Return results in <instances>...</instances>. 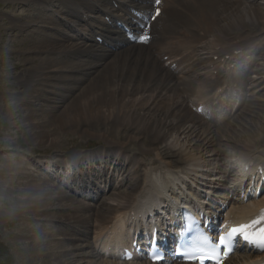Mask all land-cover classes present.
Returning a JSON list of instances; mask_svg holds the SVG:
<instances>
[{
  "label": "bare ground",
  "instance_id": "bare-ground-1",
  "mask_svg": "<svg viewBox=\"0 0 264 264\" xmlns=\"http://www.w3.org/2000/svg\"><path fill=\"white\" fill-rule=\"evenodd\" d=\"M20 1L25 4L23 0ZM105 1L25 0L29 3L35 2L37 5L31 3V7H39L42 10L31 15L32 19L34 18L32 21L16 25L17 29L23 28L27 31L22 47V53H26V57H22L20 61L23 65L26 62L31 63L25 67L24 77L22 76L21 86L26 90L20 98L30 107V111L24 115L25 119L31 120L35 116L47 117V121L51 123L63 115L62 125L87 124L105 129L101 135L107 143L106 147H101L103 150L100 152V149L99 153L80 158L76 156L78 166H84L83 161L89 160L91 168L95 164L100 168L102 163L105 164L112 158L117 164L138 166L139 170L135 172L137 175L125 180L126 190L113 192L109 197L102 199L96 209L81 201L66 203L68 195L60 191L59 184H51V180L45 178H33L25 184L23 193L27 194V197L24 202L34 203L33 211L37 217L49 223L51 229L53 223H56V217L67 214L69 210L73 211L71 217L62 216L64 221L59 223L58 227L63 229L64 233L57 231L58 234L71 240L67 236L68 231L80 227L84 233V237L80 239L83 240L90 230L93 233V246L100 245L104 251L102 256L107 254L106 258H110L100 264H151L138 260L120 263L118 254L114 252L116 246L128 244L131 240V230L133 233L136 230L132 225L135 219L130 212L136 210L141 203L152 201L149 203L154 204L162 198H165L162 207H169L171 199L176 202L179 198L185 201H193V198L198 200L190 189L185 193L180 184L193 187L195 179L189 181L191 171L195 177H204L207 174L203 172L214 171L206 168L211 163L204 153L212 152L215 159H219L221 154V147L211 151L204 148L205 152L201 154V143L194 148L188 143H167L173 132L178 133L179 139L181 134L190 137L201 129L202 134H205L201 141L210 136V142L213 141L212 138L224 140L226 143L223 145L236 150V154L229 157L234 159L225 161L224 167H220L224 175L229 176L236 169L238 176L228 188V192L226 191L231 194L233 202H227L225 205L224 221L250 218L264 210V192L259 197L250 196L247 201L244 200L251 179L258 177L253 175L264 171V97L253 95L260 84L251 89L250 98H245L250 104L245 107V113L256 115L259 123H256V131L243 134L244 137L247 135L243 141L236 140L240 135L232 127L241 123L243 116L225 122L226 115H222L219 125L213 127L206 123L203 114H197L199 106L206 114L216 100L207 97L208 90H213L215 96L222 89L224 83H221V80L226 73L220 71V66L226 55L231 56L232 63L244 55H235L234 51L243 49L244 52L250 49V52H253L259 49L262 51L260 56L264 59V47L260 48L261 42L264 41V0H162L159 7H163V11L154 23L149 24V33L142 32L147 23L136 19L132 12H141L144 16L145 11L152 10L153 0H108L116 2V8L105 5ZM49 2H53V5ZM46 5L56 7H50L53 14L44 12ZM59 11L71 16L63 19L66 20L64 25L70 28L74 35H69L58 26L54 14L60 13ZM104 17L109 18V23L104 21ZM120 24L132 30L135 37L151 34V38L149 41L138 43L127 39L125 31L119 27ZM85 25L88 27L83 30ZM39 26L49 31L40 30ZM79 31H92V36L84 39L79 35ZM96 36L101 38V43L97 42ZM253 44L255 45L252 49L250 45ZM28 53L44 56L28 57ZM214 71L217 73L214 74ZM245 80L246 75H241L239 82ZM258 80L264 83V77L261 76ZM84 84L86 85L81 89ZM39 85L42 87L37 88ZM79 89L80 91L75 93ZM260 90L263 92L264 88ZM146 93L150 94L147 98ZM74 94V101L71 100L65 105V100ZM188 101H194L192 106L196 107L195 113L184 106V102ZM256 104L260 107L257 108ZM37 108H41L40 115L35 112ZM32 124L36 126V123ZM39 130L40 135L45 132L41 128ZM113 130H117L116 135L109 134ZM192 140L191 138L186 142ZM134 142H141L143 146L135 149L132 147ZM112 153H117V156L114 158ZM150 154H153L155 159H142ZM137 155L142 156L141 159ZM73 157L75 155H68L65 160H74ZM154 161L157 164L152 166ZM58 162L63 161L60 159ZM175 165L181 166V170H174L172 166ZM225 166H229V169ZM22 169L20 168L21 173L16 172L15 175H21ZM61 175L63 177L64 173ZM58 180L63 182L61 176ZM112 188L115 186L112 185ZM206 195L204 193V196ZM86 198H97V195L87 194ZM61 202L62 205L59 206L58 203ZM46 206L50 207L45 208ZM76 212L79 213L75 214ZM36 230L38 228L35 227L29 229ZM42 245L47 244L38 241L31 246L34 253L31 248L25 251H31L38 258L42 255L39 252ZM65 254L74 253L67 246L58 249L47 245L43 254L44 264H51L52 261L63 264ZM87 254L92 255L91 252ZM234 254L235 256L231 255L225 264H258L264 261V252ZM70 260H73V257H70ZM85 264L95 263L86 261Z\"/></svg>",
  "mask_w": 264,
  "mask_h": 264
},
{
  "label": "rangeland",
  "instance_id": "rangeland-1",
  "mask_svg": "<svg viewBox=\"0 0 264 264\" xmlns=\"http://www.w3.org/2000/svg\"><path fill=\"white\" fill-rule=\"evenodd\" d=\"M23 2L25 4H22L20 0H0V264H44L45 257L43 256V254L46 252L47 245L51 247H57L58 249L59 247L67 246L72 250V253L74 254H65L63 258V260L65 259V261L63 264H85L86 261L100 264L102 263V261L110 259L102 257L98 253L100 252L99 250H101L99 247H97V249L92 247V233L88 234V241H86V238L83 239L84 241L77 239L81 237V235H78L79 231L77 230H73L71 234H69L70 230L68 231L67 236L70 235L69 238H71V240L66 239L65 235L58 234L57 231L63 232V229H60L58 227V224L64 221V218H62V216L69 215L68 217H71V215L74 214L73 211L69 210L66 212L67 214L58 216L60 218L56 217V223H53L54 225L51 226L53 229H51L49 227V223L44 221L39 216L37 217L36 213L33 211L35 209V204L24 202L25 198L27 197V194L25 195L23 193L24 189L26 188L25 184L31 181L33 178L49 179L51 180V184H56L54 175H59V173L62 172V169L56 165H53L55 161L60 158L63 159L66 157V155L68 156L71 154L88 155L93 150H100L101 147H106L107 143L103 140V136L101 135L102 131L105 130L103 127H95L87 124L85 126H80L77 124L62 125L61 122L63 121V115H61L60 118L54 121L52 120L53 122L51 121V123L47 121V117L39 118L40 116H35V118L31 120L24 118V115L26 116L30 111V107H27L25 101L21 100L20 98L23 96L24 91L26 90L23 86H21V81L22 76L24 77L25 67L30 66L31 63L26 62L23 65V63H21L20 61L22 57H26V53H22V47H24L23 37L24 34L27 33V31H24L23 28L21 30L17 29L16 25L24 24V22L27 21H32L34 18L32 19L31 15L34 13H39L42 9H40L39 7H37V9L34 6L31 7V3L32 5H37L35 2L29 3L25 2V0H23ZM49 3L50 5H53L51 4L53 2ZM50 7L51 6L46 5V9L44 10L46 14L47 12L48 14H50V12L52 13L51 9L56 8L51 7L50 9ZM59 12L60 13H56L57 15H55V18L57 20L61 18L62 20L66 19L64 17H71L68 13H65L63 11ZM39 28L40 30H48L40 26ZM87 36L91 37L92 35L87 33ZM261 46H264V41L262 42ZM259 52L257 55L256 51L253 54H250V56L246 55L241 59V61H239V64L241 65H246L248 62V66L250 65L249 71L247 72L248 75H246V80L244 82H240L242 84H240L241 87L239 86L238 79V75L240 76V71L231 69V66L223 64L221 65L224 73H226V77H224L222 81H224V79H228V82L226 81L227 83H225L226 85H224L223 87V92H225L223 98L229 105L233 104V110L231 113L228 112V108H230V106L227 108L226 113L228 115L226 119H228L229 121H233L238 116H243L241 123L232 126L233 130H235V132L240 135L239 137H236V140L240 141L245 140V137H247V135H245L244 137L243 134H245L246 132L251 133L250 131L252 130L256 131V123H259L258 120H256V115L251 116L248 112L245 113L244 111L245 107L247 105H250L248 102H246L250 96L249 93H251L250 91H248V89L251 90L254 85L260 84L257 90L254 91V96L261 97L263 95L262 97H264V91L256 94L258 89L264 88V83H261L262 80H258L259 77H264V59L260 56L262 51L260 53ZM31 55L36 58L44 56V54L37 55L34 53H28L27 56L31 57ZM234 63H237V61L233 62L232 64L234 65ZM234 72H237L238 75ZM229 74L233 75L230 76ZM231 80L233 82H230ZM85 85L86 84L81 86V89ZM40 87L42 86L39 85V87L37 88ZM79 91L80 89L75 93H78ZM213 92H209V96L213 95ZM148 94L149 93H146V98L150 96V94ZM184 96H186L185 93ZM74 97L75 94L65 100V105L73 100ZM189 97L192 98L191 96ZM192 102L194 101L184 102V106L189 111L194 113L195 106H192ZM256 107L259 108L260 106L256 104ZM39 109L35 111L38 114L39 112H41ZM62 109L60 110L62 111ZM192 115L194 116V114ZM207 117L211 119L208 120L207 118L206 123H209L213 127H216V125H218L215 118L216 114L209 113ZM44 119L47 121V123ZM38 120H40V122ZM32 122L36 123V126H34ZM54 122L55 124H53ZM99 123L101 122L99 121ZM40 128L43 131L45 130V132L42 134L43 137L42 135H40L41 133H39ZM113 131L109 134L114 133V135H116L117 130ZM172 134V138L167 143H171L174 141H176L180 145H186V143H188L193 148L197 144L201 143V154L205 152V150H203L204 148L207 149V151H211L212 149L217 150L218 147H221V154L219 155V159L218 157L217 159H215V157L212 156V152H206L203 154L207 158V160L210 161L209 163H211V165L207 166L206 168L214 170L211 171V173H203L207 174L205 176L207 180L212 178L213 180L216 179L215 182L211 184V186H214V188L209 189L210 191H207V189L205 188L208 187L202 185L204 181L200 178H196L198 182H195L194 185L201 191L206 190V193L210 192V196L213 191L215 192L214 194L216 196L223 195L225 192L220 190L221 188L218 187L230 186L236 179V175L234 172H232V174L226 176L225 179H218L219 177L224 176L223 173L219 172L220 167H222L224 161L228 160L232 154H236L232 153L236 150L233 147H227L223 145L226 143L224 140L219 141L218 139L215 140L214 138H212L213 141L210 142V136L201 141V139L205 137V134H202L201 129L197 130L196 133H193L190 137H186V134H181L179 139L178 133L173 132ZM30 135H34L36 137L31 138ZM125 137L126 136H124V138ZM191 138L193 139L192 141L186 142ZM142 143L144 144L143 141ZM140 146H143L141 142H134L132 144V147L135 149ZM102 150L103 149H101L100 152H102ZM141 157L142 156H140L139 158ZM73 158H76V156ZM144 158L146 161L155 159L153 154L142 157V159ZM214 159L217 162H215ZM111 162H113L112 159L110 160L108 166L111 165L112 167H114V169L110 168L101 176L98 175L100 174V172L97 171L96 168L90 169V174L88 176L83 175L86 172L85 169H79L78 171L80 174L78 172L72 174V171L68 168L70 174L65 173V181H67L66 184H68V187L64 185L60 187V191L65 192L68 195L69 199H65V201L67 200L66 203H74L76 201L83 200L82 195H85L86 193V189L82 187L84 183L86 186H90L92 190H95L96 186L100 185L105 190L104 196L107 197L110 194L111 189H109L107 185L108 182L106 183L104 182V180H110L115 185H118L123 173L122 170H119L123 166L116 164L113 165V163L111 164ZM62 164H65L66 167L69 166V164L67 163ZM156 164L157 163L154 161V164L152 166H155ZM22 167H24L25 169H22ZM172 167H174V169L180 168L179 165H175ZM20 168L23 170V173L19 176H16L15 173L20 172ZM100 171H102V167ZM131 173L134 172L132 171ZM110 174L111 176L109 178ZM200 174H202V172ZM52 175L53 177L51 178ZM67 176H69V178H66ZM81 177L83 178L79 179ZM123 188L119 189L121 190ZM116 191H118V189ZM88 194L93 193L89 192ZM102 196L103 195H101L100 197L101 200L103 199ZM100 198L98 200L89 199L85 202L82 201V203L88 202L90 203L91 207H96L101 202ZM58 205L61 206L62 202L58 203ZM49 207L50 206H46L45 208ZM22 212L23 214H20ZM78 213L76 212L75 214ZM33 227L38 228V230L29 231V229H32ZM38 241L46 243L47 245L40 246L39 252H41L42 255L38 256L37 258L36 255L33 254L34 251L31 246L33 247L34 243ZM30 248L33 253H31V251H25L26 249L29 250ZM90 252L92 253V255L88 256L89 254L87 253ZM241 254L244 253L242 252ZM70 257H73V260H70ZM77 260L79 261L76 262ZM51 264H56V261H52Z\"/></svg>",
  "mask_w": 264,
  "mask_h": 264
},
{
  "label": "snow or ice",
  "instance_id": "snow-or-ice-1",
  "mask_svg": "<svg viewBox=\"0 0 264 264\" xmlns=\"http://www.w3.org/2000/svg\"><path fill=\"white\" fill-rule=\"evenodd\" d=\"M160 3L161 0H155L157 7L154 14L149 17L150 20H155L160 15V8L158 7ZM130 38L146 42L150 39V36L147 34L139 37L130 35ZM260 220L264 221V215L261 216ZM259 222L253 221L249 224L234 227L230 231L221 234L217 242H213L211 237L202 233L197 244L185 247L183 250L178 248L175 255L183 258L188 264H205V261H210L211 264H222V261L235 250L238 240H242L250 249L264 251V227L255 228V225ZM126 258L131 259V256L129 255ZM163 258L158 250L151 255L153 264H159Z\"/></svg>",
  "mask_w": 264,
  "mask_h": 264
}]
</instances>
